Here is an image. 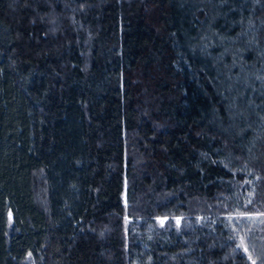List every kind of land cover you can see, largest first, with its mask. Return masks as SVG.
I'll return each mask as SVG.
<instances>
[{"label":"trees","instance_id":"16d2710c","mask_svg":"<svg viewBox=\"0 0 264 264\" xmlns=\"http://www.w3.org/2000/svg\"><path fill=\"white\" fill-rule=\"evenodd\" d=\"M253 262L264 0H0V264Z\"/></svg>","mask_w":264,"mask_h":264},{"label":"snow or ice","instance_id":"6c2138e0","mask_svg":"<svg viewBox=\"0 0 264 264\" xmlns=\"http://www.w3.org/2000/svg\"><path fill=\"white\" fill-rule=\"evenodd\" d=\"M247 249H245V251H246ZM253 264H255V262H253Z\"/></svg>","mask_w":264,"mask_h":264}]
</instances>
